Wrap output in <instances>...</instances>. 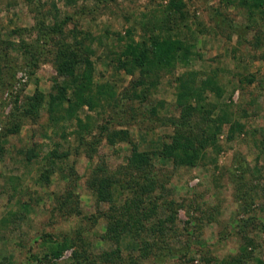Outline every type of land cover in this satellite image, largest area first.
Here are the masks:
<instances>
[{"label":"rangeland","instance_id":"rangeland-1","mask_svg":"<svg viewBox=\"0 0 264 264\" xmlns=\"http://www.w3.org/2000/svg\"><path fill=\"white\" fill-rule=\"evenodd\" d=\"M223 1L75 0L66 6L61 0H41L39 4L0 0V40L3 41L24 39L32 43L37 38L36 30H32L38 21L34 7L43 5L48 11L55 4L60 18L65 13L73 15L63 34L55 36L53 42L69 41L75 29L87 31L88 39L94 40L85 41L95 51L91 57L95 65L93 82L97 87L105 85L113 98L119 97L138 76L114 68L116 53L122 45L120 37H125L126 31L139 40L156 17L166 18L164 26L171 27L172 37L192 45L188 59L179 60L173 71L152 74L158 83L144 99L140 86L125 94L130 99L124 98L117 110L113 107L114 99L107 101L109 107L101 100L92 110L73 107L70 115L60 109L61 114L53 115L56 120H52L46 104L51 96L57 95L63 100L58 105L67 109L82 66L77 67L74 78L59 77L57 46L51 42L43 46L36 67H25L22 56L9 51L15 66L8 69L7 76L14 72L15 78L7 87L0 88V264H68L74 247L91 254L90 257L92 253L119 250L121 259L113 254L105 262L94 264H217L238 253L246 241L244 236L253 241V260L248 264H260L258 260L264 264V59L261 58L264 44L255 49L237 42L223 20L240 24L245 11L239 6L228 8ZM172 2L180 5V10L174 16L163 17L164 7ZM258 27L245 39L254 41L253 37L262 36L260 39L264 40V24ZM257 29L263 32L258 33ZM18 32L23 36L19 37ZM188 71L197 73L198 79L207 76L218 79L220 92L207 93L206 107L214 115H227L235 125L243 126V130H237L228 140V125H224L217 138L220 149L216 153L208 150L206 158L195 167L174 170L169 160H153L154 172L161 178L170 176L165 180L164 190L158 188L155 195L170 202L171 211H176L172 230L170 226L167 228L162 242L152 234V224L157 219L145 223L152 226L147 231L122 235L119 245L102 240L101 235L115 212L110 211L107 201L96 202L97 193L88 183L102 168L115 177L114 188L126 187L128 175L120 172L131 153L124 141L116 139L110 143L107 133L126 130L140 151L160 149L173 134V128L163 120L179 115L176 79ZM63 86L66 90L59 93ZM37 91L46 99L41 111L32 117H18L26 99ZM161 102L164 108H160ZM153 106L157 107V116L148 115ZM13 116H17V131L12 126ZM90 123L91 130H85ZM105 125L109 128L107 132L102 131ZM89 146L93 147L92 159L87 155ZM64 153L68 154L65 160L52 157ZM27 155L31 160H26ZM240 159L244 160L243 166ZM69 167L75 185L74 202L64 205L63 196L71 182L63 175ZM161 203L157 217L162 220L171 212ZM246 219L249 224L244 227L241 221ZM134 237L148 238L150 244L157 245L152 246V253L157 249L190 247L174 257L140 258L142 243ZM73 240L77 244L64 251L60 259L50 257L54 247L69 245Z\"/></svg>","mask_w":264,"mask_h":264},{"label":"trees","instance_id":"trees-1","mask_svg":"<svg viewBox=\"0 0 264 264\" xmlns=\"http://www.w3.org/2000/svg\"><path fill=\"white\" fill-rule=\"evenodd\" d=\"M35 1H38L39 4L41 0H28L30 4ZM61 1L65 2L66 6H71L75 3V0ZM223 2L228 8H237L239 6L245 11L244 20L240 24H235L234 21L226 22L223 20L227 24L228 29L236 36L237 42L253 46L255 49L261 48L262 44H264V40L260 39L262 36L253 37L254 41H248L245 38L256 26L264 24V0H224ZM32 10L38 16V21L32 27V30H36L37 38L32 43H27L24 39H20L18 42L0 40V48L3 46V53H0V88L7 87L10 81L15 78L14 72L11 76H7L8 69H14L15 66L13 57L8 54L9 51L20 54L24 59L25 67H36L41 50L44 49L43 46L49 45L50 42L54 43L57 46L55 58L56 71L59 77L74 78L77 73V67L82 66V69L79 72L80 75L76 89L73 91V97L71 100H68L67 109L58 105L63 100L60 97L58 98L57 95L51 96V100L46 104L49 113H52V120H56L57 118L53 117V115L58 116V114H61L60 109H63L62 111H66L70 115V110L72 111L73 107L81 108L84 106L92 110L98 104H101V100H104L105 104L109 107L111 105L107 101L114 99L113 107L117 110L123 100L130 99L129 97L125 98V94L135 91L140 86L143 88V95L140 94L139 96L142 95L141 98L144 99L146 94L155 88V85L158 83L157 78L152 79V74L158 73L157 71H173L179 60L186 61L188 59L187 55L190 53L192 47L191 43H185L180 38H176V36L175 38L172 37L174 34L171 27L164 26L167 21L166 18L160 19V17L155 16L156 19L153 25L151 28L144 30V35L139 40L131 37L132 32L126 31L125 37H120L122 45H120L119 52L116 53L114 68L124 71L132 77L136 74L138 76L130 81L128 88H125L119 97L113 98V93L110 96L109 90L105 85L97 87L93 82L92 75L94 74L95 65L91 57L95 51L85 41H89L90 43L94 40L88 39L90 34L87 31L75 29V31L71 32L72 35L69 41L61 39L59 42H53L55 36L63 34L64 29L73 20V15L65 13L63 14V18H60L59 10L55 4L48 11L44 10L43 5L34 7ZM178 10H180V5L172 2L167 7H164L163 17H167L169 14L174 16ZM258 28L261 27L259 26ZM257 32L261 33L263 31L257 29ZM17 34L19 37L23 36L21 32ZM261 58L264 59V56ZM197 75L195 72L188 71L176 79L178 87L175 97L176 104L179 107V115L178 117H165V121L163 120L166 126L169 125L173 128V134L169 137V141L163 142L160 149L150 152L140 151L136 143L130 139L126 130L110 131L107 133L109 134L108 141L110 143H114L116 139L124 141L129 144L131 153L126 158V163L122 166L120 172L121 175H128L129 181L126 183V187L120 185L118 186L119 190L114 188V184L117 185L115 177L113 174H107L102 168L98 169L97 174L88 183L93 192L97 193L94 196V198L96 197V202L99 204V202L107 201V203H110V211L115 212V214L111 215L112 219L107 223L106 232L101 235L102 240L115 242V244L119 245L122 235L126 233H132L133 236L135 234L138 235L140 231H147L153 226L152 234L155 240L162 242L166 236L165 231L167 228L170 226V230H172L176 211H171L173 208L170 202L163 201V197L155 195V191L158 188L164 190L165 180L168 181L170 176L163 175L164 177L161 178L157 172H154L155 166L153 160H169L174 170L182 167L192 168L197 166L203 158H206L208 150L216 153L220 149L217 144V138L224 125H228V140L233 138L237 130H243V126L238 127L235 125L227 115H214L212 110L207 109L205 103L207 93L209 91L218 93L221 87L215 76L198 79ZM65 88V86L61 87L59 93H61V90L65 91ZM26 100L25 107L17 115L18 117L24 118L26 115L35 116L41 111L42 105L46 101L44 95L38 91ZM159 106L160 108H164L163 102L159 103ZM114 112L112 115L115 114ZM148 115L157 116V107H151L148 110ZM17 116H13L12 118L14 121L12 126L15 131L18 130L16 124ZM91 123L86 125L85 130L91 126ZM108 129L105 125L102 131L107 132ZM4 136H6L5 133ZM91 150H93V147L89 146L87 155L92 154L93 151L91 152ZM67 155V153H64L52 157L65 160L68 157ZM92 157V155L89 156L90 159ZM26 160H31V157L27 155ZM243 162L244 160L240 159L241 166L244 165ZM60 170L62 171V168ZM71 170L72 167H69L68 170L64 169V179L68 178L69 183L71 182V185H68L69 190H66L65 193L67 196H63L64 205H71V202H74L72 190L75 185L72 184L74 183V179L72 181L73 172ZM160 201L171 212L162 220L159 216L157 217V208ZM153 219H157L156 223L147 227L145 223ZM241 222L244 227L247 226L246 224H249L247 219ZM244 239L246 241L240 246L237 254L230 255L217 264H248L253 260V256L251 255L253 241L247 236H244ZM134 240L142 243L139 247L140 253L138 257L140 258L149 255H154L158 259L169 256L174 257L178 256L185 248L190 247V245H187L182 247V249L180 247H176L175 249L170 248V251H159L157 249L152 253V246L155 247L157 245L154 243L150 244L148 238L145 240L144 238L134 237ZM78 242H81V239H78ZM75 244H77V240L76 243L73 240L69 245L67 243L57 245L51 251L50 257L54 260L60 259L63 252L68 250V248H73L72 246ZM92 255L90 257L91 254L77 251V247H74L68 264H94L101 260V262H105L106 257L110 255H117L121 259L119 250L110 253L109 251L99 254L92 253ZM258 263L263 264L259 260Z\"/></svg>","mask_w":264,"mask_h":264}]
</instances>
